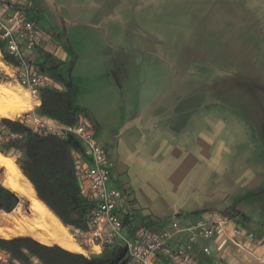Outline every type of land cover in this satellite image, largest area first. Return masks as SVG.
Listing matches in <instances>:
<instances>
[{
  "label": "crops",
  "instance_id": "1",
  "mask_svg": "<svg viewBox=\"0 0 264 264\" xmlns=\"http://www.w3.org/2000/svg\"><path fill=\"white\" fill-rule=\"evenodd\" d=\"M52 1L55 7L37 0L30 16L62 41L65 52L56 58L41 50L39 58L48 55L47 63L58 65L73 87L72 105L83 109L81 114L113 162L109 186L126 194L121 208L125 233L134 237L139 228L168 229L174 220L187 226L203 218L226 217L231 221L217 237L196 246V257L203 246L210 248L201 264H264L263 138L249 133L238 145L219 109H204L203 102H197L204 94H194L195 87L192 94H181L187 77L171 53L181 47L172 48L164 37L163 17L171 12L173 0ZM244 1L258 3L264 20V0ZM72 32L90 36L85 50L95 58H82L84 49L74 48ZM258 32L264 49V21ZM151 60L163 83L171 67H177L172 74L174 94H166L164 85L160 94H150ZM193 61L201 67L196 53ZM138 74L143 77L140 87ZM56 83L54 89L65 90ZM140 89L141 94L136 93ZM187 97L193 99L190 107L185 105ZM32 103L36 110L41 100ZM67 228L83 253L84 231Z\"/></svg>",
  "mask_w": 264,
  "mask_h": 264
},
{
  "label": "built area",
  "instance_id": "2",
  "mask_svg": "<svg viewBox=\"0 0 264 264\" xmlns=\"http://www.w3.org/2000/svg\"><path fill=\"white\" fill-rule=\"evenodd\" d=\"M34 8L33 0H0V40L13 59L4 60L7 73L34 99L39 100L42 89L56 88L57 83L39 67L36 56L42 50L60 58L64 49L61 40L31 18ZM18 121L33 133L71 137L78 143L79 149L73 151L75 175L83 197L93 204L88 229L83 233L84 255L87 257L89 254L100 255L106 248L121 247L126 250L125 264H198L197 259L191 256L192 250L201 240L217 237L231 221L226 217L203 218L182 226L174 220L168 229L149 230L142 227L131 237L124 231L121 212L126 194L109 186L113 162L95 138L90 120L80 114L75 123L66 124L40 115L32 108L23 112ZM1 128L0 147L8 141L23 138L22 133L11 132L3 125ZM16 153L19 157L22 151L16 150ZM174 242L175 247L172 246ZM201 251L210 254L207 246H203Z\"/></svg>",
  "mask_w": 264,
  "mask_h": 264
},
{
  "label": "rangeland",
  "instance_id": "3",
  "mask_svg": "<svg viewBox=\"0 0 264 264\" xmlns=\"http://www.w3.org/2000/svg\"><path fill=\"white\" fill-rule=\"evenodd\" d=\"M175 1L169 2L171 12L169 11V15L163 17V22L166 43L172 48L181 47L180 50H171V53L177 55L172 62H178L179 68L187 77V82L180 85L181 91L183 86L181 94H192L190 91L194 87L195 91L192 90L194 94H204V98L198 97L197 102H203L204 109H219V114L223 115L224 120L230 121V133L233 134L238 145L248 137L249 133L261 135L263 139L259 141L264 142V65L261 64L264 49L260 46L263 37L258 34L264 20L260 18L259 4L244 0ZM69 37L74 48L84 49L85 52L83 50L80 52L83 59L87 58V55L89 59L95 58L85 50L90 36L72 32ZM186 45L187 50L184 51ZM200 45L201 50H198ZM194 48H197V51H194ZM195 53L199 58L201 57V67L194 66ZM84 55L86 56L83 57ZM38 60L39 54L36 56V61ZM154 65V61L151 60V68L148 72L150 94H160L163 85L167 87L166 94H174L176 90L172 74L177 67H171L172 73L170 72L169 79L167 78L163 83L160 77L161 72ZM196 75L197 81H190L189 77ZM139 78L138 87L141 86L143 78L141 74ZM0 85L7 86L23 98V107L12 118V120H19L23 112L32 108L31 100L33 99L26 88L17 84L14 78L9 76L1 53ZM141 91V89L137 90L136 93L141 94ZM211 94L218 95L211 96ZM185 105L192 106L193 99L187 97ZM2 118L0 117V132ZM200 122L206 121L200 119ZM251 139L255 140L252 137ZM9 155L14 160L18 158L16 152L10 151ZM3 174L4 171L0 168V180ZM4 218L5 212L0 211V227H13ZM69 231L75 239L73 230L69 229ZM89 256L92 257L91 254ZM0 261L21 264L20 262L9 263V257L1 251ZM33 264L41 263L34 259Z\"/></svg>",
  "mask_w": 264,
  "mask_h": 264
},
{
  "label": "trees",
  "instance_id": "4",
  "mask_svg": "<svg viewBox=\"0 0 264 264\" xmlns=\"http://www.w3.org/2000/svg\"><path fill=\"white\" fill-rule=\"evenodd\" d=\"M0 51L5 61H13L1 40ZM48 57L47 55L42 61L39 58L38 65L55 81L63 84L65 90L42 89L41 104L36 112L66 124H73L84 111L72 105L73 87L58 72L57 64L47 63ZM1 125L11 132L22 133L23 138L8 141L0 147V151L9 155L11 149L21 150V156L15 162L34 187L37 197L66 227L86 231L93 204L83 197L75 175L73 151L79 149L78 143L71 137L61 138L55 134L33 133L18 120L2 118ZM17 203L16 194L4 187L0 180V211L10 212ZM195 248L191 256L201 264L202 255L207 254L200 250L199 256L196 257ZM123 250L121 247H110L100 255L87 257L57 244H43L31 236L0 237V251L9 257V263L33 264V260L36 259L41 264H110L109 262L116 258L123 257ZM124 256L126 262L127 256ZM0 264L8 263L0 261Z\"/></svg>",
  "mask_w": 264,
  "mask_h": 264
},
{
  "label": "bare ground",
  "instance_id": "5",
  "mask_svg": "<svg viewBox=\"0 0 264 264\" xmlns=\"http://www.w3.org/2000/svg\"><path fill=\"white\" fill-rule=\"evenodd\" d=\"M23 105L21 96L7 86L0 85V117L12 119ZM0 168L4 171L1 180L3 186L18 198L16 207L10 212H5V221L13 227H0V236H31L46 245L57 244L71 252H81L69 229L37 197L34 187L23 175L14 158L1 151Z\"/></svg>",
  "mask_w": 264,
  "mask_h": 264
},
{
  "label": "flooded vegetation",
  "instance_id": "6",
  "mask_svg": "<svg viewBox=\"0 0 264 264\" xmlns=\"http://www.w3.org/2000/svg\"><path fill=\"white\" fill-rule=\"evenodd\" d=\"M110 264H125V256L122 258H116L115 260L109 262Z\"/></svg>",
  "mask_w": 264,
  "mask_h": 264
},
{
  "label": "water",
  "instance_id": "7",
  "mask_svg": "<svg viewBox=\"0 0 264 264\" xmlns=\"http://www.w3.org/2000/svg\"><path fill=\"white\" fill-rule=\"evenodd\" d=\"M46 3H48L50 6H52V7H55L54 6V2L52 1V0H44ZM124 255H126V250L124 249L123 250V256ZM120 258H122V257H120Z\"/></svg>",
  "mask_w": 264,
  "mask_h": 264
}]
</instances>
